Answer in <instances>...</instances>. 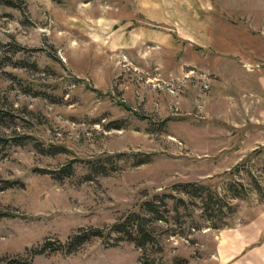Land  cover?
<instances>
[{
    "label": "rangeland",
    "instance_id": "1",
    "mask_svg": "<svg viewBox=\"0 0 264 264\" xmlns=\"http://www.w3.org/2000/svg\"><path fill=\"white\" fill-rule=\"evenodd\" d=\"M4 258L264 264V0H0Z\"/></svg>",
    "mask_w": 264,
    "mask_h": 264
},
{
    "label": "trees",
    "instance_id": "2",
    "mask_svg": "<svg viewBox=\"0 0 264 264\" xmlns=\"http://www.w3.org/2000/svg\"><path fill=\"white\" fill-rule=\"evenodd\" d=\"M4 182H7V181H4ZM2 184L6 185L8 183H2ZM5 185L3 188H5ZM229 190L232 193V198H241V197H238L239 191L237 188H235V186H230ZM214 194L218 196L217 192L208 191V194L202 198L205 200L204 206H207L208 204L212 202V200L215 197ZM183 202H184L183 199H177V201L175 202L176 209L180 206V203H183ZM221 202L222 200L219 199L217 204L220 205ZM221 208L222 206H219V209ZM228 208L230 209V211L233 210L231 206H229ZM155 212H156V207L154 206V204L151 201H146L141 205L138 213H135L138 215H130L129 217L126 218V220H124V222L116 225L113 228V231L114 233L125 236L128 239V241L135 242L136 245H138L139 247L146 249L147 247H149L148 245H153L154 242L150 240L151 232L147 226V216L148 215H145V214L155 213ZM214 216L219 217L220 215H214ZM133 217L135 218L134 223H133L134 226H132V229H131V227L129 228L127 224L130 222L131 218ZM159 218L160 220H162L161 217ZM106 236H108V233L104 231H100V230L92 231V232L89 231V232H86L80 235H76L71 238V242L68 244V247L65 250H67L66 251L67 253H73L80 246H83L85 243L89 242L92 238H104ZM55 250H61V249L55 248ZM36 254L38 255L39 253H36ZM0 264H28V263H21L16 260H10V259L8 260L4 258V259H0Z\"/></svg>",
    "mask_w": 264,
    "mask_h": 264
}]
</instances>
